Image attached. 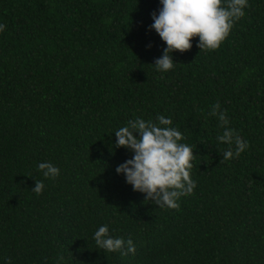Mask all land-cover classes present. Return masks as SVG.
Instances as JSON below:
<instances>
[{
    "label": "trees",
    "instance_id": "obj_1",
    "mask_svg": "<svg viewBox=\"0 0 264 264\" xmlns=\"http://www.w3.org/2000/svg\"><path fill=\"white\" fill-rule=\"evenodd\" d=\"M247 4L217 49L193 37L159 71L160 0H0V264H264V0ZM216 103L249 144L226 161ZM160 115L193 147L178 210L116 172L133 153L115 131ZM102 225L135 254L100 249Z\"/></svg>",
    "mask_w": 264,
    "mask_h": 264
},
{
    "label": "clouds",
    "instance_id": "obj_2",
    "mask_svg": "<svg viewBox=\"0 0 264 264\" xmlns=\"http://www.w3.org/2000/svg\"><path fill=\"white\" fill-rule=\"evenodd\" d=\"M160 4L158 14L156 11L151 13L153 23L149 26V30L154 29L166 43L162 55L153 63L159 71L171 70L174 66L171 53L173 50L181 53L190 50L193 37L198 36L197 47L200 50L217 49L229 35L234 21L243 17V9L248 7L247 0H228L227 7L221 6L222 0H160ZM5 28V24H0V31ZM209 114L218 117L223 129L217 140L229 145L223 151L222 159L239 157L249 144L234 129L227 127V110L220 111V104L216 103ZM157 120L158 123H154L137 117L115 131L113 148L124 147L133 153L130 159L116 167V172L124 175L125 182L132 186L133 191L144 193L145 201H151L160 208L178 210L179 198L192 194L196 187V181L191 179L189 172L193 167V147L178 143L184 137L181 131L170 127L171 118L160 115ZM233 143L235 151L231 147ZM37 169L45 178L55 179L60 174L59 168L50 162L39 163ZM43 189V180H35L31 190L40 195ZM93 239L106 252L119 251L121 256H126L136 251L132 239L112 237L107 225L100 226Z\"/></svg>",
    "mask_w": 264,
    "mask_h": 264
}]
</instances>
